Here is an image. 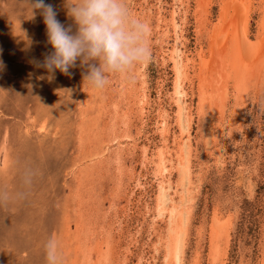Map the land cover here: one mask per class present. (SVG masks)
<instances>
[{
  "label": "rangeland",
  "instance_id": "obj_1",
  "mask_svg": "<svg viewBox=\"0 0 264 264\" xmlns=\"http://www.w3.org/2000/svg\"><path fill=\"white\" fill-rule=\"evenodd\" d=\"M230 2L129 0L151 59L97 91L79 61L52 79L31 63L52 51L43 17L0 0V264H46L50 237L64 264H264V0L244 11V60L230 40L211 51L234 32L221 30ZM45 3L75 31L64 0ZM214 222L228 228L217 260Z\"/></svg>",
  "mask_w": 264,
  "mask_h": 264
},
{
  "label": "clouds",
  "instance_id": "obj_2",
  "mask_svg": "<svg viewBox=\"0 0 264 264\" xmlns=\"http://www.w3.org/2000/svg\"><path fill=\"white\" fill-rule=\"evenodd\" d=\"M34 18L36 11L43 17L47 43L52 51L43 61H30L47 70L54 78L56 70L70 75V69H85L83 84L100 91L109 84L111 74L134 79L137 66L151 59V26L130 7L129 0H64L66 16L75 25L65 26L57 19V11L45 0H25ZM31 41H28V46ZM5 68L0 60V71ZM33 173L26 170L23 180L30 185ZM7 193L0 194V204H6ZM46 264H64L60 245L55 237L44 244Z\"/></svg>",
  "mask_w": 264,
  "mask_h": 264
},
{
  "label": "bare ground",
  "instance_id": "obj_3",
  "mask_svg": "<svg viewBox=\"0 0 264 264\" xmlns=\"http://www.w3.org/2000/svg\"><path fill=\"white\" fill-rule=\"evenodd\" d=\"M232 2H230V4H228L227 3V5L225 6V4H224V7H223V12H222V17H223V19H222V22H221V24H222V29L221 30H223V34L225 33V31L227 30H230L231 28H233V30H234V32L231 34V37L230 38H228V39H226V38H222L221 36H229V34L228 33H225L224 35H221L220 36V38L216 41L217 42V44L216 43H214L213 45H212V48H211V51L212 52H219V51H221L222 49H227L228 48V46H229V44H226V41L228 40H230L231 41V44L232 45H234L235 46V48H234V51H236V54H237V56H240L241 57V59H243V58H245L244 56H246L247 54L248 55H255V52L253 51L252 52V50L250 49V47L248 46V44L246 43V41H245V37H243L244 35L246 36V33H247V25L249 24H247V23H244V21L247 19V14L248 13H245V12H247V11H245L247 8H249V6H250V3H251V0H231ZM253 1V0H252ZM201 2H202V4L204 3V4H209V0H201ZM211 3V2H210ZM201 4V5H202ZM237 5H239L240 7L239 8H242V9H239V12L238 13H234V14H232V10L235 8L236 9V6ZM208 6V5H207ZM243 6V7H242ZM252 6V5H251ZM201 7V6H200ZM264 9V8H263ZM238 11V10H237ZM245 11V12H244ZM240 12H241V14H240ZM240 16V17H239ZM248 16H250V15H248ZM264 17V16H263ZM249 18V17H248ZM264 19V18H263ZM243 21V23H241ZM248 22H249V20H248ZM221 28V27H220ZM224 28V29H223ZM264 30V29H263ZM217 34V33H216ZM264 35H262V37H263ZM240 37V38H239ZM243 37V38H242ZM242 38V39H241ZM223 39H225V47H223V46H221V43H219L218 41H220V42H223L224 40ZM223 44V43H222ZM215 46V47H214ZM214 47V48H213ZM258 48L259 47H256V51H258ZM261 48V47H260ZM255 49V48H254ZM251 50V51H250ZM259 51H260V49H259ZM258 51V52H259ZM217 52V54H219ZM226 52V51H225ZM179 53H182V52H180L179 51ZM247 53V54H246ZM178 54V53H177ZM216 54V55H217ZM221 55V54H220ZM234 55V54H233ZM178 57H179V59L177 58V59H175V63H176V66H177V69L176 70H178V74H179V79H178V77H177V79L178 80H176V81H178L179 83L184 79V77H185V79H186V77H189L188 76V73H189V64H188V62H187V59H186V61H185V57L183 58V56L181 55V54H178ZM230 54H229V56H226V58L227 59H230ZM247 57H249V56H247ZM237 58V57H236ZM252 58V57H251ZM203 59V58H202ZM240 59V58H239ZM235 60V59H234ZM234 60H232V63L231 64H229V66H228V68H227V71L229 70V72L232 70V67H236V64H238V65H240V63L241 62H243V60L239 63V62H236V61H234ZM215 61L217 62V59L215 58ZM231 61V60H230ZM202 63V62H201ZM201 65V64H200ZM237 65V66H238ZM202 66V65H201ZM200 66V67H201ZM208 66V65H207ZM219 66V65H218ZM226 66V65H225ZM241 66V65H240ZM216 67V66H215ZM224 67V66H223ZM241 69V68H240ZM233 72V71H232ZM243 72H245V71H243ZM222 73V72H221ZM220 74V73H219ZM228 75V74H227ZM233 75V74H232ZM235 75H237V73L235 74ZM242 76V75H241ZM249 75H248V79H249ZM233 78V77H232ZM236 78H237V76H236ZM239 79H241L242 80V77L241 78H239ZM183 81H185V80H183ZM205 81V80H204ZM244 81H245V79H244ZM218 82V81H217ZM245 83H246V81H245ZM241 84V83H240ZM183 85V84H182ZM213 85V84H212ZM219 85V84H218ZM236 86V85H235ZM177 87V86H176ZM183 88V87H182ZM175 90H177V89H175ZM185 91V90H184ZM240 91V90H239ZM180 93H181V91H179ZM183 92V91H182ZM207 94V93H206ZM223 94V93H222ZM177 95V94H176ZM185 95V94H184ZM177 96H179V95H177ZM186 96V95H185ZM224 96H228V95H224ZM178 98V97H177ZM207 99V98H206ZM181 100V99H180ZM223 100V99H222ZM208 101H210V100H208ZM225 101V100H224ZM223 101V102H224ZM181 103V102H180ZM182 103H184V101L182 102ZM207 103V102H206ZM216 105H218V104H216ZM178 106V105H177ZM184 106V105H183ZM180 107V106H179ZM185 108H187V107H185ZM189 109V108H188ZM180 111H182V110H179V113H180ZM185 111V110H184ZM186 111H188V110H186ZM188 112H190V111H188ZM187 112V113H188ZM182 113V112H181ZM190 113H192V112H190ZM189 114V113H188ZM182 115V114H181ZM184 115V114H183ZM188 117V116H187ZM191 117V116H190ZM185 119V118H184ZM188 120H189V118H188ZM186 121V120H185ZM179 123H180V121H179ZM181 124V123H180ZM189 124V123H188ZM181 126V125H180ZM190 128V127H189ZM186 131H188V130H186ZM184 133V132H183ZM187 133V132H186ZM190 134V133H189ZM186 141V140H185ZM183 143V142H182ZM186 144V143H185ZM187 145V144H186ZM183 151V150H182ZM186 152V151H185ZM183 153V152H182ZM182 153H180V154H182ZM180 154H178V155H180ZM161 156H162V154H161ZM188 157V156H187ZM187 157H184V158H187ZM190 157V156H189ZM164 159V158H163ZM188 161V160H187ZM164 162V161H163ZM182 163V162H181ZM187 165V164H186ZM166 167V166H165ZM187 168V167H186ZM185 169V168H184ZM189 169H190V167H189ZM186 171V170H185ZM189 171V170H188ZM184 174H185V172H184ZM166 186V185H165ZM162 191V190H161ZM167 191V190H166ZM163 198H165V197H163ZM173 202V201H172ZM174 203V202H173ZM176 208V207H175ZM178 208V207H177ZM180 209V208H179ZM183 210V209H182ZM178 210H176V212H177ZM178 214V213H177ZM173 218V217H172ZM181 219V218H180ZM174 220V219H173ZM176 221V220H175ZM215 221V220H214ZM216 222V221H215ZM213 223V227H212V232H211V241H212V247H211V252H212V256H213V259L215 258L216 260L218 259V258H220V256H221V258H222V255H225V253L224 252H226V251H224L225 249L224 248H222L221 246H220V239H222V236L224 235V233H227V231H228V228H226V229H220V227L218 226V223ZM186 223V222H185ZM176 229V228H175ZM171 233V232H170ZM229 236V235H228ZM179 238V237H178ZM226 238V237H225ZM224 242V241H223ZM179 243V242H178ZM220 247V248H219ZM173 248V247H172ZM222 249H223V251H222ZM173 250H175V249H172V251ZM177 250H178V247H177ZM178 253V252H177ZM214 259V260H215ZM214 260H212L211 262H213ZM212 264V263H211Z\"/></svg>",
  "mask_w": 264,
  "mask_h": 264
}]
</instances>
